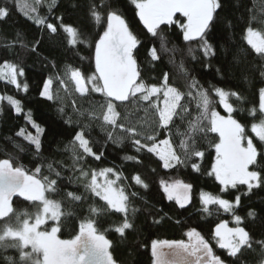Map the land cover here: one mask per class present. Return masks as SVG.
<instances>
[{
    "label": "trees",
    "instance_id": "1",
    "mask_svg": "<svg viewBox=\"0 0 264 264\" xmlns=\"http://www.w3.org/2000/svg\"><path fill=\"white\" fill-rule=\"evenodd\" d=\"M218 2L221 7L214 13L205 35L211 47V52H207L199 39L185 41L175 23L160 24L155 36L149 33L131 0H55V4L53 0H41L39 4L36 0H0V8L8 12L5 19H0V75L9 65L17 71L15 85L7 76L0 78V160H9L13 167H20L28 174L40 168L41 178L57 180L55 191L46 192V196L58 201L61 212L66 214L61 216L63 227L57 234L60 239L75 238L79 224L90 220L98 234L110 241L109 252L115 264H153V240L186 242L187 232L196 231L224 264H264V248L259 243L264 241V142L251 130L253 124L264 119L259 111L264 56L255 53L244 37L248 28L264 35V0ZM93 12L100 16L99 21ZM113 12L125 20L137 38L133 56L138 82L147 87L165 84L175 87L187 109L183 120L174 116L167 127H162L157 112L160 99L150 97L144 101L140 99L142 93H137L129 101H113L119 114L117 126L104 125L106 98L92 92L89 86L83 96L76 91L71 71H80L84 80L96 74L95 45L110 24L109 16ZM165 17L156 15L157 20ZM173 19L181 25L186 22L178 12ZM49 24L55 32L48 28ZM67 27L74 29V38L64 30ZM152 52L156 53L155 60ZM47 81H50L51 100L40 95ZM217 87L229 94L228 102L234 108L232 117L245 128V136L258 151V164L249 170L260 173L261 186L251 192L246 185L224 189L214 175H209L215 162L214 144L219 137L191 128L201 115L198 95L201 91L211 102L210 110L226 115L215 93ZM233 92L235 96L231 95ZM8 97L19 102V112L8 103ZM29 116L44 129L39 152L26 139L27 134L36 135ZM201 126L207 127L208 122L202 121ZM109 131L119 138L118 143L109 139ZM77 132L89 140L92 156L83 153L75 142ZM147 135H154L155 142L168 140L172 151L184 162L165 169L162 161L147 151L152 143L145 139ZM134 139L145 147L138 151ZM193 142L204 155L186 159L185 152ZM97 155L99 160L95 158ZM193 165L197 167L194 169ZM105 168L117 174L114 184L127 197L124 213L110 208L87 187L88 179L80 177L81 172L101 173ZM56 172L61 175L57 177ZM106 176L113 178L114 174L110 172ZM137 177L140 184L136 183ZM177 180L190 185V200L184 208L174 200L169 201L163 191L162 184ZM205 193L228 200L235 206L233 211L225 213L217 204L205 206L200 200ZM72 196L79 199L73 200ZM11 204L13 213L0 220V232L6 230L5 224L16 227L18 218L32 220L40 211L38 202L18 195L12 197ZM249 212L256 215L249 216ZM235 215L241 217L240 226L249 232L252 244L237 257H231L218 247L215 229L221 223L232 225ZM125 220L131 227L122 236L116 229ZM13 242L15 238L10 235L7 243ZM9 256L19 262L15 248L5 250L0 246V264H8L5 257Z\"/></svg>",
    "mask_w": 264,
    "mask_h": 264
},
{
    "label": "snow or ice",
    "instance_id": "2",
    "mask_svg": "<svg viewBox=\"0 0 264 264\" xmlns=\"http://www.w3.org/2000/svg\"><path fill=\"white\" fill-rule=\"evenodd\" d=\"M41 3V0H36ZM131 3L138 9L142 8L140 0H131ZM55 4V0H53ZM170 9L168 15L154 23H150L142 11H138L137 15L144 24L147 31L154 36L160 24L171 26L176 24L183 32L185 41H194L199 39L207 52H211V47L205 40L206 32L210 29L211 22L214 20V13L221 7L218 0H202L200 3H192L191 0H172V2L164 5ZM35 8L31 11L35 12ZM186 18V23L182 25L174 21L173 17L176 13ZM8 12L5 8H0V19H5ZM96 20H100V16L93 12ZM113 16H119L113 12ZM43 24V21H38ZM48 28L55 32V28L49 24ZM70 37H75L76 33L73 28L64 29ZM247 44L255 53L264 56V35L248 28L245 36ZM137 38L129 30L125 20L119 16V19L107 25L106 31L100 36L99 41L95 45V75L87 78V83L92 85V92L100 93L106 98V111L103 114L104 125L112 127L117 126L118 112L113 101H129L130 97H135L137 93H142L141 100L148 101L150 97L157 96L163 91V107H157L159 114V122L162 127L173 121L174 116H179L183 120V114L187 111L181 104V93L175 87L164 85L163 90L159 87H147L144 83L138 82L139 72L137 62L133 56V50L137 47ZM152 59L155 60L156 53L152 52ZM83 59V57L81 58ZM19 75H23L20 72ZM7 76L9 82L13 85L17 84V71L14 66H7V71L0 75V78ZM261 77H264V71H261ZM71 79L75 82L76 91L82 96L88 91L85 87V80L81 72L78 70L71 71ZM193 85L195 81L192 82ZM50 81L46 82L43 91L40 93L42 97L51 100L52 94L49 91ZM27 85H25V88ZM219 102L223 106L227 117L220 115L216 110H210V100L203 91L199 95L200 105L202 109L197 123H193L191 128L198 133L211 132L217 134L219 141L214 144L215 163L209 175H214L215 180L220 185L227 188H236L237 185H246L249 192L254 188L261 186V176L256 170H249L252 165H257L258 151L250 152L246 140L245 128L242 127L236 119L232 117L234 108L228 102V93L220 88L215 89ZM235 96V92L231 93ZM8 103L20 111L19 102L8 97ZM103 108L104 105H101ZM155 107V106H154ZM179 109V111H178ZM259 111L264 114V88L259 92ZM29 123L36 129V135H26V139L35 145L37 152L41 148L40 136L44 132L38 124L32 122L28 117ZM207 121L208 126H201L202 121ZM251 130L255 131L257 138L264 142V119L259 124H253ZM23 133H18V135ZM107 135L113 142H119V138L113 136L109 131ZM146 140L152 141L151 146L147 147V151L156 155L163 162V167L169 169L175 167L184 161L172 151V145L168 140L162 141V145L155 142L154 135H147ZM75 142L79 148L88 156L93 155L92 148L89 146V140L84 137L81 132L75 135ZM133 143L138 146L137 150L143 149L144 144L140 140L134 139ZM184 147V145H182ZM204 153L197 150L195 142L185 152V158L202 157ZM97 160L100 156L95 157ZM126 159H135L134 157H126ZM264 159V157H262ZM52 169V165H48ZM194 169L197 167L193 165ZM112 172L111 168H105L99 175L106 176ZM41 173L40 168H36L35 172L28 174L20 167H13L9 160H0V220L8 217L13 213L11 200L13 196L23 197L27 201L38 202L40 211H38L34 219L28 218L20 221L16 227L5 224V231L0 232V246L3 249L9 247L15 248L19 253V262L13 257H5L8 264H115L112 255L109 252L111 247L110 241L104 235L98 234L96 227L92 221L81 222L79 224V234L73 239H60L58 233L63 227L61 220V205L58 201L49 199L46 192L55 191L54 185L57 180L49 179L48 176L42 178L38 175ZM61 173L56 172L59 177ZM87 176V173H82ZM97 174L92 175V180L87 187L106 201L108 206L117 213L127 211L125 201L127 197L122 190L113 188L115 181L107 180L105 184H98ZM72 180V177H69ZM136 183L140 184V178H136ZM163 191L169 201L174 200L180 208H184L189 202L190 185L181 183L179 180L171 184H162ZM223 190V189H222ZM71 195V193H69ZM73 200L79 199L78 196H72ZM200 200L207 206L209 204H217L225 213L232 212L234 205L226 199H220L208 194H201ZM239 197H237V201ZM207 207H205V211ZM249 216H255L256 213L249 212ZM54 222L49 231L44 227L47 222ZM236 227L230 228L226 224L221 223L215 229L217 244L220 249L227 251L231 257H237L243 248L251 247L249 232L241 227V217L234 216ZM131 225L125 220L122 227L116 229L122 236L125 229H129ZM10 234L15 238V242L8 244ZM189 243L156 241L151 242V255L154 258L153 264H224L221 258L213 253L209 244L201 237L199 232H187ZM261 248H264V241L259 242ZM167 247L170 253H165L161 249ZM41 254L43 260L41 261ZM171 256L172 258H168Z\"/></svg>",
    "mask_w": 264,
    "mask_h": 264
},
{
    "label": "rangeland",
    "instance_id": "3",
    "mask_svg": "<svg viewBox=\"0 0 264 264\" xmlns=\"http://www.w3.org/2000/svg\"><path fill=\"white\" fill-rule=\"evenodd\" d=\"M170 2H172V0H147V1H141L140 2V4L142 5V8L141 9H138L137 8V12L138 11H142L143 12V14H144V16H145V19H147L150 23H154V22H156V21H158L157 20V18H156V15L158 14V13H160V14H162V15H165V16H167L168 15V12L170 11V9H167V8H165L164 7V5H166V4H168V3H170ZM191 2L192 3H200V2H202V0H191ZM119 19V16H113V14H111L110 16H109V22H110V24H113V23H115L117 20ZM186 19V18H185ZM141 21V20H140ZM186 23V22H185ZM144 25V24H143ZM254 31H256V30H254ZM256 32H258V31H256ZM246 34H247V31H246ZM246 34H245V36H246ZM244 36V37H245ZM247 42V41H246ZM71 77V76H70ZM73 81V80H72ZM47 82H49V81H47ZM73 83H74V85H75V82L73 81ZM87 86H89V88H91L92 89V85H90V84H88L87 83V80H85V87L87 88ZM75 87V89H76V85L74 86ZM159 88H161L162 90H163V88H164V86H162V87H159ZM49 91H50V88H49ZM79 93V92H78ZM153 97H155V99H157V98H159L160 99V102H159V107H163V91H161L157 96H153ZM223 107V106H222ZM221 115V114H220ZM227 115H228V113H226V115H224V116H226L227 117ZM253 131V130H252ZM254 132V134H255V136H257L256 135V133H255V131H253ZM162 141H164V140H162ZM162 141H160V142H156L158 145H162ZM245 145L247 144V146H248V148H249V151L250 152H254L255 151V149H254V147H253V145H252V143H251V141H250V139L248 138V137H246V140L243 142ZM149 146H151V145H149ZM157 157V156H156ZM215 163V162H214ZM213 163V164H214ZM162 164H163V162H162ZM82 173H87L86 171L85 172H81L80 173V177L82 178V179H88V181L91 183V180H92V175L94 174V173H92V174H90V173H87V176H84V175H82ZM112 173L114 174V177L113 178H111V177H108V176H101V175H99V173H95V174H97L96 175V179H97V182H98V184H101V185H103V184H105L106 183V181L107 180H112V181H116L115 179L117 178V174H115L113 171H112ZM223 187V186H222ZM113 188H115V189H117V187L115 186V184H113ZM224 188V187H223ZM118 190V189H117ZM106 202V201H105ZM107 203V202H106ZM51 223V224H50ZM53 224H54V222L53 221H51V220H49L48 222H47V224L44 226V227H46L49 231L51 230V226H53ZM225 224V223H224ZM228 227H230V228H233V227H236V224L234 223V220L232 221V225H229V224H226ZM10 235H12V234H10ZM59 238V237H58ZM187 240H186V242H183V243H189V238H186ZM161 251H163V252H165V253H170L171 252V250L170 249H168L167 247H165V248H163V249H161ZM169 258V257H168ZM172 258V257H171ZM41 260H43L42 258H41Z\"/></svg>",
    "mask_w": 264,
    "mask_h": 264
}]
</instances>
